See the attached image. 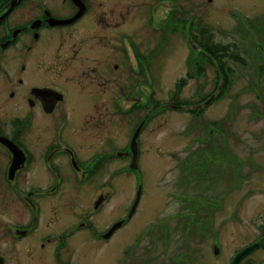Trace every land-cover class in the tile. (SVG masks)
I'll use <instances>...</instances> for the list:
<instances>
[{
  "label": "flooded vegetation",
  "instance_id": "obj_1",
  "mask_svg": "<svg viewBox=\"0 0 264 264\" xmlns=\"http://www.w3.org/2000/svg\"><path fill=\"white\" fill-rule=\"evenodd\" d=\"M206 1L0 0V234L8 251L11 246L32 240L29 243L53 255L56 264H66L59 258L69 250V241L75 234L87 231L107 243L131 222L143 197L142 192L129 218L139 186L124 216L115 206L116 219L101 230L96 216L115 198L120 176L141 174L148 128L168 112L199 120L225 88L218 62L227 63L232 70L231 62L240 65L231 57L237 47L216 42L212 25L201 23L215 0ZM229 7L223 9L239 22H235L239 30L264 26V22H258L264 13L254 18L240 16L235 10L245 13L244 9ZM182 44L188 47L183 60L187 71L177 81L170 103H155V92H150L153 69L157 65L162 77L168 56L176 57L171 54ZM263 44L262 40L261 49ZM224 46L229 47V52L217 53L216 49ZM239 60L245 64L244 57L239 55ZM201 62L215 68L220 80L215 92L220 84L222 88L216 101L202 111L190 112L185 107L203 102L182 101L180 95L189 81L204 74ZM229 93L230 86L226 96ZM227 120L225 117L223 127ZM120 127L125 129L121 143ZM139 128L135 155L132 140ZM226 129L219 133L225 136ZM152 143L146 145L149 151ZM213 147L209 143L204 150L192 153L195 163L196 158L203 160L201 164L208 161L201 168L207 174L209 184L204 190L209 195L200 197L204 182L198 176L201 182H191L192 189L179 188L181 195L191 197L189 204L181 202L184 207L180 215L189 213L187 218L191 228L195 225V232L204 213L212 216L215 200L212 168L216 166L210 165L214 162L207 155L218 154L215 156L232 167L225 139L223 146L218 145L216 150ZM189 158L181 159L180 174L183 165H189ZM134 159L137 167L132 166ZM82 190L79 203L87 201L92 208L80 212L75 222L66 221L65 213L69 215L72 208V192ZM222 194L226 197V190ZM119 222H123L121 227L105 239ZM200 235L204 240L212 237ZM200 235L187 234L191 245ZM149 239L152 245L158 242L156 236ZM8 251L0 250V264H9Z\"/></svg>",
  "mask_w": 264,
  "mask_h": 264
},
{
  "label": "rangeland",
  "instance_id": "obj_2",
  "mask_svg": "<svg viewBox=\"0 0 264 264\" xmlns=\"http://www.w3.org/2000/svg\"><path fill=\"white\" fill-rule=\"evenodd\" d=\"M228 1H230L229 4ZM206 4L209 5L207 1ZM227 5H230L229 8L244 9L245 13L239 12L240 9L235 10L237 14H241L240 16L246 14L254 18L264 13V0H215L214 4L210 5L213 9L209 8L208 13L201 17V23L212 25L211 32L214 33L216 42L235 45L239 55L245 58L244 65L230 63L234 70L230 93L225 99L216 101L206 108L199 120H194L191 115L168 112L153 121L145 133L147 138L143 148L147 152L145 151L141 161V174L136 173L134 177L120 176L117 180L119 191L114 193L115 198L96 218L99 229H103L116 219L115 206H119L120 215L124 216L134 199L138 186H142L143 197L135 216L107 243L97 240L87 231L75 234L69 241L70 248L67 250L69 255L67 251L60 255L61 262L66 264H170L177 262L181 264L183 255L180 252L184 239L180 240L177 237L180 234H172L176 236L172 238L168 250L167 248L164 250L162 246L154 247V249L149 235L155 236L159 228L168 223L173 226L177 214L184 207L183 204L191 202V197H188L190 195H187V198L181 195L180 186L183 189H192L191 181L201 174L200 180L204 183H201L203 191H200V197L209 195L208 191L204 190L209 183L203 168H195L196 171L192 172L190 168L186 170V166L183 165L182 174H180L179 167L182 158L190 157L188 161L194 160L195 155L192 153L197 154L200 152L199 149L204 150L209 143L212 147L214 146L213 150H216L218 145L223 146V138L227 151L232 154L230 160L232 167L222 157L215 156L218 154L207 155L209 161L214 162L210 165L216 166L212 168L213 183L216 188L215 200L213 203L211 201L212 216L203 214L201 211L204 220L199 219L200 226L197 227L196 232L199 235L208 233L212 237L204 240L203 235H200L196 238L192 249L188 250V257L184 258L183 262L184 264H230L242 248L255 242L264 243L262 234L264 231V49L260 47L261 41L264 42V26L252 30L248 29L244 23L246 31L239 30V25L235 23L238 21L223 9ZM259 20L258 22L263 23L264 17H260ZM244 34H247V37ZM257 47H260L261 53ZM187 54L188 47L184 44L179 45L171 54L176 57L168 56L162 77L159 75L160 70L157 65L155 66L154 77L151 79L153 85L150 88V92H155L152 95L153 102H160L163 105L170 103L177 81L187 71L183 61ZM201 63L205 70L204 74L189 81L180 95V100H201L217 89V83L220 80L215 68L206 66V62ZM259 68L263 70V73L260 74ZM225 117L228 118L226 127L222 126L223 130L227 128L225 136L215 129L210 137L212 127L204 123L218 122ZM197 124L200 128L195 130ZM124 131L125 129L120 127V143ZM149 142H153L150 151L146 147ZM120 146L122 147V144ZM122 164V161L118 163L120 166ZM224 190H226V197L222 194ZM83 192V190L72 192V208L69 215L65 213L66 221L75 222L80 212L83 213L92 208L87 201L83 205L79 203ZM200 200L203 201L202 198ZM181 202L184 203L181 204ZM188 216L189 213L183 212L178 218L185 220ZM148 227L156 231L145 236ZM31 241L11 246L8 251L0 234V250L8 251L9 264H56L57 261H54L53 255L48 254L47 251H40L39 247L29 243ZM32 247H36L37 251ZM215 247L220 249L219 255H215ZM128 249L130 253L126 255L125 252ZM248 259L250 264H264V247L253 252ZM245 262L243 261L242 264Z\"/></svg>",
  "mask_w": 264,
  "mask_h": 264
},
{
  "label": "trees",
  "instance_id": "obj_3",
  "mask_svg": "<svg viewBox=\"0 0 264 264\" xmlns=\"http://www.w3.org/2000/svg\"><path fill=\"white\" fill-rule=\"evenodd\" d=\"M206 48L209 49L208 47H206ZM228 48L229 47H225L224 46V47H221L220 49L217 48L216 51H217V53L221 52V53L227 54L229 52V49ZM258 51H260L259 53H261L260 47H259V50ZM231 55H232L231 56L232 59L240 62V64H244L243 61L239 60V54L236 53V51H232V54ZM218 65H219V67L221 68V70L223 72L224 80H225V88L221 92L219 98L216 99V100L219 101V100L225 99V97H226V89H227L228 86H231V84H232L233 70L228 67L227 63L221 64L220 62H218ZM224 65H225V70L223 71ZM261 72L263 73V70H261ZM182 83L183 84L178 85V89L179 90L182 89V87L184 86L185 81L183 80ZM207 98H202L200 100V103L201 102H204L205 100H207ZM204 124H206V126L209 125V126L212 127L210 129V137H211V132L214 134L215 129L218 130L219 132L223 130L222 129V126L224 124V119H222V120H220L218 122H216V121L215 122H211V123H207L206 122ZM199 128H200V126H199ZM202 162H203V160H201L199 158H196V163H195L194 160H192V161H190L189 165L186 164L185 166L188 169L190 168L191 171L194 172V168L195 167L201 168V167H205L206 166L207 161L205 162V164L204 163L201 164ZM197 164H199V165L197 166ZM199 171H201V169H199ZM198 177L200 178L201 177V174H199ZM197 181L201 182L195 176L194 180H192L191 182H197ZM185 208L190 209L189 206H186ZM178 216H180V213L177 214V216H176V222L174 223L173 226H170L169 223H168L166 226L164 225L161 228H159V231L155 235L157 237L158 242L153 245V248L154 247L162 246L164 248V250H165V248H167L166 250H168L169 247H170V245H171L172 238L175 237L177 234H180V236H177V237L180 240L184 239L183 240L184 245L181 247V250L182 251L180 252L181 255H183V257H181V259H182L181 261L182 262H180V263L181 264H184V262H183V261H185L184 258H187L188 257V250H191L192 249V245H190V242H189L190 238L187 236V234H196V232H195V225H192V228H191L190 218H187L186 221L182 222L181 221V218H178ZM199 218H201V217H199ZM199 226H200V224H199ZM155 231H156V229L153 230V228L150 227L149 230L146 231L145 236H148V234H153V233H155ZM165 234H167V236ZM172 234H176V235L175 236H172ZM206 234H208V233H206ZM262 234H264V231H263ZM183 247H184L185 250L183 249ZM127 254H129V253H127ZM244 261H246L245 264H250V259H248V257ZM172 264H178V263L176 262V263H172Z\"/></svg>",
  "mask_w": 264,
  "mask_h": 264
},
{
  "label": "water",
  "instance_id": "obj_4",
  "mask_svg": "<svg viewBox=\"0 0 264 264\" xmlns=\"http://www.w3.org/2000/svg\"><path fill=\"white\" fill-rule=\"evenodd\" d=\"M221 83H222V80H221ZM222 88V84H220L218 90L212 95L210 96L206 101H204L203 103L199 104V105H196V106H188V107H185V109L187 111H202L203 109H205L206 107H208L219 95L220 93V90ZM183 107H174V109H182ZM139 131H140V128L137 130L133 140H132V150L134 152L135 155L138 154V144H137V139H138V135H139ZM133 167H137V164L135 163V159L133 161ZM141 193H142V186H139V191H138V194H137V199L133 205V208H132V211L129 215V218L133 216L135 210L137 209V206L139 204V201H140V198H141ZM123 222H119L117 224H115L113 226V228L110 230V232L108 234H106L104 236L105 239H109L113 233L121 227ZM262 247V244L261 243H253V244H250L246 247H244L242 250H240L236 255L235 257L232 259L231 263L230 264H241L248 256H250L253 252H255L256 250L260 249ZM215 254L218 255L219 254V248L218 247H215Z\"/></svg>",
  "mask_w": 264,
  "mask_h": 264
}]
</instances>
